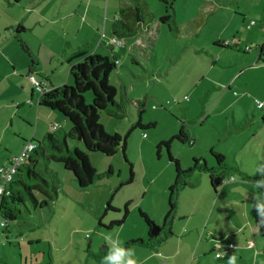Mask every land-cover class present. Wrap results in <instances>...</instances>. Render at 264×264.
I'll return each mask as SVG.
<instances>
[{
  "label": "rangeland",
  "instance_id": "374dc122",
  "mask_svg": "<svg viewBox=\"0 0 264 264\" xmlns=\"http://www.w3.org/2000/svg\"><path fill=\"white\" fill-rule=\"evenodd\" d=\"M31 1L0 0V75L7 79L0 88V166L11 159L7 160L8 153L19 154L13 132L26 134L28 141H32L35 133V123L29 125L16 116L14 126L7 130L18 106L11 107L13 99L10 95L22 99L23 95L31 96L34 92L38 96L41 92L33 85L32 75L43 84L48 82L34 71L31 74L27 68L18 70L13 66L17 60L25 66L32 63V56L15 38L19 19L28 16L25 8ZM70 1L49 0L53 8L47 6V11H51L52 17L70 11ZM117 1L123 8L136 4L135 0ZM144 1L152 17L146 18L137 32L123 40L125 47L132 46L134 51L129 54L126 48L116 47L120 62L109 83L117 89L120 107L110 105L100 116L106 132L126 137L125 151L121 146L114 156H107L90 152L83 142L69 139L71 153L78 148L97 170L94 183L80 188L61 162H51L58 178V195L54 194L44 208L37 209L28 200L17 204L18 218L9 221L10 231L5 230L0 235V264H101L107 255L109 245L105 237L109 234L113 240L118 238L122 247L133 250L137 264H174L168 260L170 252H177L174 260H178V264H227L229 255L217 260L216 252L211 248L203 256L194 251L200 240L202 248L211 247L210 230L217 231L222 239L223 253L227 254L229 249L234 251L236 264H264V231L257 236L252 234L261 232L254 226L256 222L264 227V221L252 207L254 196L264 193V187H254L256 180L264 178L254 174L255 168L264 163V62L257 63L264 45V0ZM171 3L174 11L170 9ZM41 10L45 9L34 11L31 19ZM166 14L174 18L163 22L161 18ZM49 18H45L43 25L32 34L35 47L30 49L24 33L22 38L34 59L40 62L35 68L47 70L54 85L60 86L61 74L51 69V58L63 55L59 62L67 64L66 56L72 50L66 48L65 52L61 22ZM252 20L258 23L257 27L250 28L246 24ZM85 39L87 43L90 38ZM216 40L225 43L226 48L216 49L213 46ZM40 41L43 44L41 55L37 49ZM138 43L140 46L136 45ZM247 47L251 50H246ZM110 50L102 46L99 53L113 59ZM216 54L221 56L222 63L215 61ZM249 57L252 63H249ZM52 63L58 65L57 61ZM214 63L216 70H209ZM8 72L16 73L19 78L7 76ZM235 76L238 78L234 81ZM20 80L24 82V88ZM73 83L71 77L70 83L62 85ZM85 96L90 105L93 92H87ZM211 104L220 105L224 110L223 114L219 112L211 119L216 128L207 126L204 130L195 126V122L206 114L204 107L208 110ZM55 113L59 115V112ZM57 117L61 125L57 135L62 136L72 125L70 122L66 125L65 119L62 121ZM140 118L146 126L144 129L135 127ZM183 121L187 133L201 134L207 142L218 143V152L228 154L223 167L226 176L218 188L219 193L209 185L212 201L205 196L195 204L196 199L191 198L193 190L189 189L187 198L182 202L177 199L175 213L166 219L170 210V187L177 173L167 148H159L158 136L170 140L173 128L180 129ZM151 123L156 126L149 127ZM22 134L19 144L23 142ZM46 134L42 131L35 140H43ZM12 144L13 151L5 149L6 145ZM172 145L171 153L182 159V167L193 166L191 155L196 146L177 140ZM199 150H204L202 143ZM71 153L66 152L67 155ZM208 157L211 164L217 165L212 153ZM132 174L133 180L129 182ZM203 189V185L197 187L196 198L201 199ZM109 204L114 209L107 210ZM141 212L147 213L154 225L162 227L164 243H154L152 248L138 244L127 247L129 236L150 238L151 227ZM184 214L190 215L184 217ZM253 216L255 218L248 223L247 218ZM3 219L5 217L0 214V222ZM123 219L121 225L110 227L113 221ZM242 226H246L245 232L241 230ZM243 237L248 241L246 245L240 241ZM251 241L259 243L250 245Z\"/></svg>",
  "mask_w": 264,
  "mask_h": 264
},
{
  "label": "trees",
  "instance_id": "16d2710c",
  "mask_svg": "<svg viewBox=\"0 0 264 264\" xmlns=\"http://www.w3.org/2000/svg\"><path fill=\"white\" fill-rule=\"evenodd\" d=\"M135 1L136 4L134 6L124 7L120 10L118 19L114 24L113 34L115 38L118 37L123 40L125 37L132 36L138 31L141 23L146 18L152 17L149 13L148 4L144 0ZM172 5L171 3L170 9L174 11ZM172 18H174L173 15L166 14L161 20L168 22ZM251 23L249 24L250 28L257 24V22L254 25ZM24 30L25 27L22 25L16 26L18 36L15 38L21 42L22 47L31 55L29 48L22 38ZM117 46L124 47L111 44L110 48ZM215 46L217 48L226 47V44L216 43ZM118 60L102 54H89L85 51L80 52L71 60V62H75L70 70V76L73 78L74 83L72 85L65 84L58 86L42 94L40 105L59 112L61 116L71 123L72 127L69 132L59 136L57 135L61 129V125L59 124L60 128L58 131L48 133L43 140H36L37 144L35 143L36 147L34 151L24 162L16 180L11 185V194L4 197L0 204V214L7 220V226L3 231H10L8 229L9 221L18 218L20 212L17 209V204L25 203L28 200L35 208H44L49 205V201L53 199L54 194L58 195V178L56 172L51 168V162H61L65 169L73 174L80 188H87L94 183L97 170L91 165L87 155L78 148L71 153L68 143L69 139L83 142L86 149L90 152H100L107 156H114L121 146L125 151L126 137L124 139L119 133L109 134L100 123L101 113L108 109L110 105L120 107L117 101V89L109 83L111 74L117 70L118 63L116 61ZM258 62H264V45L261 47ZM87 92H93V102L90 105L86 102L87 97L85 95ZM154 126L156 124L151 123L149 125V127ZM135 127L144 129L146 126L140 118ZM174 140L182 144L188 143L191 146L193 145V140L188 135L183 122L180 125L178 134L174 138L159 144V148L163 146L167 148L169 158L174 162L177 173L176 180L170 187V210L166 215V219L171 218L175 213L177 208V194L187 185L186 178L192 172L196 170L208 171L214 192H218V188L224 183V174H219L216 170L224 167L225 157L223 154L212 150V154L217 161V165L214 168L208 167L205 161L194 159L193 166L184 170L182 169L180 160L174 158L170 152V145ZM66 152L71 154L67 155ZM110 172L112 173V169ZM132 180L133 174L129 182ZM216 180H220L217 185L214 183ZM111 209H114V207L109 204L107 210ZM127 214L128 211H126L125 217ZM141 214L144 216L152 231L154 222L147 213L141 212ZM124 219L113 221L110 227L121 225ZM7 240L10 241L9 239ZM164 240L165 238L163 236L155 238L150 232V238L146 240L139 239L135 242L142 246L151 247L154 243L161 245L164 243ZM222 249L223 246L219 249L214 247L216 257L220 253V257H217V259L224 256V253L221 251Z\"/></svg>",
  "mask_w": 264,
  "mask_h": 264
},
{
  "label": "crops",
  "instance_id": "0c3cea01",
  "mask_svg": "<svg viewBox=\"0 0 264 264\" xmlns=\"http://www.w3.org/2000/svg\"><path fill=\"white\" fill-rule=\"evenodd\" d=\"M18 1H20V0H18ZM47 6L50 8H53V6H51V3L49 2V0H47V1L46 0H33V1H31V5L29 7L25 8V11L28 13V16L24 17L23 19L20 18L18 25H22L23 27H25L23 35H24V38H25L27 44L29 45L30 49H32L31 47H35V44L32 42V38H33L32 34L35 32L36 28L43 25L42 21L45 18L50 17L49 20H51V21L54 20L57 22H61L62 31H63V33H65L63 35L64 44H65V52H66V48H70L72 50V53L69 55L67 54L68 56H66L67 64H62L59 62V59L61 57H64L63 55H61L60 57L52 56L51 61L52 62H53V60L57 61L58 63H56V64H58V65L55 66L51 62L50 67H51V69H53V71H59L60 72L61 76H59V80L60 79L62 80V82H61L62 84L63 83H70V80H71L70 70H71V66L75 63V62H71V60L75 55H77L80 52L85 51L89 54H91V53L102 54V53H99V50H100V48H102V46H104L107 49H111L110 51H111V54L113 55L114 59H118L117 54H116V47L110 48L108 46H105L104 42L111 41V39L114 38V36H115L113 34L114 33V24H115V21L118 19L120 10L123 8L121 2H118L117 0H71L70 4H69V7L71 10L64 12V13H61V14L54 15L56 17L51 16V11H47V9H48ZM38 9H45V10L38 11L37 17L35 16L34 18L31 19L33 12L37 11ZM244 20L246 22L247 18ZM252 21H254V20H252ZM246 24L249 26L248 23H246ZM257 25H258V23L255 26L257 27ZM103 34H105V37H104L103 43L100 44V39L102 38ZM253 35L254 34H252L251 37H253ZM85 37L90 38L87 43L85 42V40H86ZM40 38L42 39L41 36H40ZM80 38H83V39H80ZM126 38L127 37H125L124 39H126ZM84 43H86V44H84ZM123 43H124V41H123ZM216 43L223 44L221 41L216 40L215 43L213 44V46H215ZM42 45L43 44L40 41V44L38 45V48H37L39 55H41ZM136 45L140 46L139 43ZM124 48H126V50L129 54L134 51V48L132 46L127 47V45H126V47H125V45H124ZM224 48H226V47H218L216 49L221 50ZM213 53H216V51H214ZM102 55H105V54H102ZM216 55H217L216 56L217 60H215V61H220V63H222L221 56H219L218 54H216ZM31 56H32V63L30 65L28 64V66H25L26 64H23L19 60H17V62L13 63V66L18 67V70H20L21 68L22 69L27 68L29 73H31V74L34 71V73L36 72L37 75H39L41 78L44 79V81H46V82L48 81V82H47V84H45V86L43 88L38 87L39 91L41 92L38 96L34 92L31 93V96L23 95L22 99H18V98L15 99L14 98L15 94L10 95V97L13 99V101H12L13 106H11V107H14L16 105H18V106L15 107L16 113L11 116L12 117V123H11V125H9V128L7 130H9L11 127L14 126V116L20 118L23 122L28 123L29 125H31L32 123H35V133L32 134V141L34 142V141H36L35 138L38 139L37 138L38 134L42 133V131H45V133H47V134L50 133V125L52 123H55V122L59 123L57 120L58 119L57 116H59V118L62 121H64L65 118L62 117L60 115V113L58 115L57 113H55L56 111H53L51 109H46V107L40 105V98H41L42 94L44 92L50 91L51 89L56 88L58 86L54 85L53 80L51 81L52 78L47 74V70L35 68V67L40 66V62H39V60L37 61L34 59L33 53L31 54ZM258 58H259V55H258ZM258 58H257V63L261 64L260 62H258ZM248 61H249V63H252V60L250 57H249ZM215 67H216V63H214L213 67H210L209 70L214 71V70H216ZM246 69H248V67L245 68L244 70H246ZM253 69H255V68H253ZM18 70H16V72ZM6 74H8L7 76H10L12 73L8 72ZM11 76H15L16 78L18 77V75L16 73H14V75H11ZM32 76H34V75H32ZM238 76H239V74H238ZM238 76H235L234 81L238 78ZM52 77H55V76H52ZM6 82H7L6 77H1V75H0V88ZM20 82L24 88V82L21 80H20ZM48 83H49V86H51V87L48 86ZM18 87H20V86H18ZM46 87H47V89H46ZM48 87L50 89H48ZM16 96H19V95H16ZM192 106L193 105L191 104L190 107L192 108ZM28 108H29V111H27ZM191 108H187V109L190 110ZM223 111L224 110L221 109V106L217 105V104H211V106H210V108H208V110H207V106L204 107L203 113H206V114L204 116H201L197 123L195 122V126H199L200 128H202L204 130L207 129V126H208V128H211V126H214L211 122V119L215 118V116H218L219 114H223L224 113ZM20 112H23V114H21ZM19 114L21 116H19ZM65 122L67 125L68 121L66 119H65ZM198 123H200V124H198ZM183 124H186V123L183 121ZM178 129H179L178 127L173 128L171 135H170L171 139L174 138V136H176L178 134L177 133V131H179ZM7 130H5V131H7ZM13 134L15 135V140L17 141V146H19V152L18 153H20L21 150L23 149L25 143L28 141L27 136H26V134L25 135L22 134V132H17V133L13 132ZM20 134H22V139H23L22 144H19L20 143L19 142ZM188 134H189L190 138L193 140V146H196L193 150L192 155H191L193 160L194 159H200L202 161H205V163L208 167H210V168L216 167V164H214L213 162L211 164L208 156L210 153H212V150H215V151L217 150V152H218V146H217L218 143L215 142V144H213L210 141L207 142L206 138L202 137L201 134L196 135V134H194V132L188 133ZM3 137H4V135H3ZM166 139H167L166 137L160 138L158 136L159 144L164 142V141H168ZM172 142L170 145V152H171V147H173ZM201 143L203 145L204 150L198 151V149L201 146ZM13 145L14 144H12L11 146L6 145L7 147L5 149L8 151H13V149H12ZM219 153L223 154L225 159H227L228 154H226V152L221 151ZM15 155L16 154H12V153L9 154L8 153L6 155L7 160L12 158ZM173 155L176 156L174 153H173ZM176 157H177L176 159H180L181 160L180 163H182V159L179 156H176ZM187 167L188 166H186L184 168L182 167V169L187 170L191 166H189V168H187ZM216 170L219 174L223 173L224 178H225L226 173H225L223 168L222 169H216ZM208 174L210 176V173L208 171H204V170H201V171L196 170V171L192 172L191 174H189L187 179L188 178H190V179L186 180L187 185L184 187V189H181L179 191V193L177 194V199H179L180 202H182L184 198H187L186 194H187L188 190L190 189V190H193L192 191L193 194H192L191 198H192V200L196 199L195 204L200 203L201 202L200 200H203L205 196L208 197L210 201H212L211 193L209 194L210 191H208V187L209 188L211 187V186H209V185H211V177H210V179L207 180ZM199 185L204 186V189L202 190L204 195H202L201 199L199 197L196 198V195H195V193L197 191L196 189ZM166 192H168V189ZM215 193H219V192H215ZM184 215H185L184 217H189L188 215H190V214H184ZM254 218H255L254 216L247 218L248 223L250 221H252ZM254 226L257 229H259V231H261V232H258V233L252 232L253 235H255V236L260 235L264 231V227H260L257 224V222H256V224H254ZM245 227L246 226H242L241 230L242 231L245 230ZM255 227H253V230L255 229ZM172 231H173V228H172ZM196 231L199 233L198 227L196 228ZM212 231L213 230H210L211 236L209 238V240L211 242V247L202 248V244H201L202 240H200L199 247L197 248V246L196 247L194 246V251L196 252V254L199 253L200 256H203L208 252L209 248H211L214 251V247H215L216 242L222 243V239L220 237H218L217 231H214V232H212ZM191 232H192L191 235L194 236L195 234L193 233V230ZM243 232H245V231H243ZM172 235H174V234H172ZM129 237L130 238H128L127 247L130 246L131 244H138L135 241H137L139 239L146 240L145 236H143V235L139 236V238H137L136 236H133V235L129 236ZM7 239H10V238L8 237ZM240 241L244 245H246V243L248 242L245 237L241 238ZM31 243H33V241ZM256 243H259V242L258 241L257 242L251 241V243H249V244L254 245ZM138 245H140V244H138ZM140 246H142V245H140ZM143 247H146V246H143ZM150 248H152V247H150ZM233 252L231 251V249H229L227 254L224 253L223 257H221L220 259H217V257H216V259L217 260L226 259L228 255L232 256ZM167 253H169V252H167ZM176 255H177V252H170V254H168V260L170 263H171V261L174 264L179 263L178 260H174ZM215 256H216V254H215ZM199 262L202 263V260L199 259ZM226 263L228 264L227 259H226Z\"/></svg>",
  "mask_w": 264,
  "mask_h": 264
},
{
  "label": "built area",
  "instance_id": "2783aa9c",
  "mask_svg": "<svg viewBox=\"0 0 264 264\" xmlns=\"http://www.w3.org/2000/svg\"><path fill=\"white\" fill-rule=\"evenodd\" d=\"M251 24L254 25L255 21H252ZM104 37L105 34L102 35L100 41L101 44L103 43ZM104 44L105 46L108 47H110L111 44L124 46L123 40L118 37L116 38L114 37L112 41L104 42ZM246 50L249 51L251 50V48L247 47ZM116 63H119V60L116 61ZM31 81L35 87L43 88L45 86V84L39 82L34 76H31ZM59 128H60L59 123L56 122L52 123L50 125V133H55L56 131H58ZM35 147H36L35 142L33 141L26 142L23 149L18 155L12 157L10 160L6 161L2 166H0V204L4 197H7L11 194V185L16 180V177L20 169L22 168L24 162L31 156ZM6 226H7V220L3 219L0 222V228H2V230L0 229V235L3 233V229ZM222 246L223 244L221 242H216L215 244V247L218 249L221 248ZM230 246L233 247L232 244ZM217 257H220V253L217 254Z\"/></svg>",
  "mask_w": 264,
  "mask_h": 264
},
{
  "label": "clouds",
  "instance_id": "9594fccd",
  "mask_svg": "<svg viewBox=\"0 0 264 264\" xmlns=\"http://www.w3.org/2000/svg\"><path fill=\"white\" fill-rule=\"evenodd\" d=\"M254 174L264 177V163L259 164L254 171ZM254 187L260 189L264 187V178L256 180L254 182ZM255 202L252 207L257 211V215L260 217L261 221H264V193L254 196ZM107 247V255L102 259L101 264H137L136 259H134V252L131 248H124L121 246V242L118 238L112 239V235L109 234L105 237ZM228 264H236V256L232 255L228 259Z\"/></svg>",
  "mask_w": 264,
  "mask_h": 264
},
{
  "label": "water",
  "instance_id": "95a60500",
  "mask_svg": "<svg viewBox=\"0 0 264 264\" xmlns=\"http://www.w3.org/2000/svg\"><path fill=\"white\" fill-rule=\"evenodd\" d=\"M220 180H216L214 183L217 185L219 184ZM162 233V227L159 225H154L151 231V235H153V237L158 238Z\"/></svg>",
  "mask_w": 264,
  "mask_h": 264
},
{
  "label": "flooded vegetation",
  "instance_id": "af4514ba",
  "mask_svg": "<svg viewBox=\"0 0 264 264\" xmlns=\"http://www.w3.org/2000/svg\"><path fill=\"white\" fill-rule=\"evenodd\" d=\"M162 234V233H161ZM162 236V235H161Z\"/></svg>",
  "mask_w": 264,
  "mask_h": 264
}]
</instances>
